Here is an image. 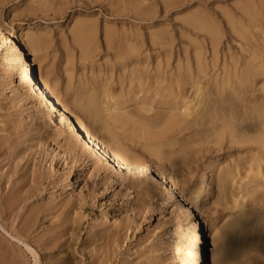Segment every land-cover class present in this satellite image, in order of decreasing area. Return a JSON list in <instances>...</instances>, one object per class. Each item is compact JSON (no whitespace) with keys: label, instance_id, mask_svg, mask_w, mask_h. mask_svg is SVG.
Here are the masks:
<instances>
[{"label":"rangeland","instance_id":"374dc122","mask_svg":"<svg viewBox=\"0 0 264 264\" xmlns=\"http://www.w3.org/2000/svg\"><path fill=\"white\" fill-rule=\"evenodd\" d=\"M247 1L254 6L250 3V8H247ZM0 27L10 31L20 29L17 34L24 43L27 35L41 38L44 47L40 54L45 58L42 66L50 72L51 82L47 84L50 91L75 116L80 117L94 135L97 133L96 137L102 143L111 148L114 145L107 136L109 128L119 137L128 157H137L148 164L155 174L154 178L140 176L132 188L126 187L127 180L124 185L115 182L106 184L94 172V167L89 164L91 162L88 165L68 159L64 140L56 137L51 129H48L46 141L42 142L39 137L44 131L41 127L44 120L41 107L23 94L18 67L13 70L12 76H8L4 55L11 44V37L8 36L5 41L0 39V179L3 180L0 182L4 188L3 191L0 189V199L14 197L9 188L18 175L15 176L11 170L21 173V168L26 165L29 175L33 174V170L40 171L39 176H42H37L41 179L38 182L40 185L29 184L30 187L34 185L32 189L37 191L32 192L33 196L25 204L33 203L34 208L31 205L32 208H27L23 203L22 211H18L21 216L13 213L16 210L9 212L5 206L0 209V251H10L6 253L9 255L0 252V264H35L37 258L36 264H94L95 260L98 264H168L170 256H173L174 264H197L195 224L193 219L184 216L185 198L197 204L205 218L210 219L212 227L225 234L228 252L232 248L230 252L236 251L239 248L236 243L245 239L260 236V240H264V232H255V229L264 226L259 220L249 221L251 223L248 222L246 229L239 226L238 218L242 210L234 203L238 196L235 195V199L231 196L232 192L234 195L242 190L241 195L248 190V198L251 194L253 199L264 189V178L256 173L255 167L260 145L258 139L261 132L264 133V115L257 117L252 109L255 100L258 102L264 97V92L257 89L259 84L253 85L261 81L264 73L257 77L260 80L243 85L239 84L240 77L232 73L234 68L242 70L250 62L257 64L264 59V0H0ZM213 35H216L214 41L211 39ZM262 63L258 65L264 66V61ZM163 73L172 78V82H161L158 75ZM229 74L232 76L228 82L226 76ZM197 76L200 79L196 80ZM224 77L226 80L218 85L225 87L224 93L220 94L215 83ZM191 79L198 81L195 85L202 86L207 101L196 113L190 114L191 107L189 115L183 113L184 117L181 116V109L184 110L182 102L189 103L195 92V86L193 89L190 87ZM170 82L175 91L183 89L178 90V95L174 94L173 101L179 102L176 106L166 103L167 99L171 100L169 94L172 93L164 87ZM105 83L111 85L112 93L118 99L117 111L112 112L118 116L113 119L109 115L112 113L105 112L107 120L104 119V123L108 127L106 125L100 131L101 123L97 124L98 127L101 125L99 129L93 127L89 116L76 105L90 102L92 95L97 94ZM168 114L176 118L179 124L176 129L179 131L172 139L165 142L159 140L162 142L159 146L155 132L157 134L165 128L170 118ZM222 119L230 122L228 128L236 130L234 137L228 131L217 133L219 129L224 130ZM213 125L218 126L217 132L211 130ZM148 135L154 136L155 140ZM240 139L245 142L239 144L237 140ZM21 145H26L27 149ZM32 145H39L34 147L33 153ZM28 156H31L30 159ZM213 164L216 168L209 182L207 199L200 200L195 190ZM245 167L252 170H244ZM159 171H163L173 184V198L167 195V189L160 183ZM252 171L258 179L256 176L249 179ZM6 172H10V176ZM244 173L248 175L244 176ZM7 176L13 178L8 181ZM68 176L73 180L74 188L56 198L58 187L67 183ZM133 176L123 175L129 179L135 178ZM117 179L121 180L120 177ZM145 181L155 184L146 185ZM258 181L262 182L263 185L259 184L263 189ZM28 187V191L18 196L29 197L32 190ZM61 200L63 202L60 203ZM249 201L253 202L252 205L256 204L253 200ZM250 203L246 206H252ZM34 209H37L36 213ZM32 217H36L33 218L36 223L31 220ZM256 217L263 216L258 214ZM22 220L25 222L20 223ZM72 224H76L78 230ZM24 225H29L27 228L30 231H25ZM58 233H63L64 237L59 236L58 240ZM216 239L214 248L217 250L218 235ZM5 243L10 250L5 248ZM26 244L35 250L37 258ZM256 244L254 241L253 245ZM91 245L94 252L89 248L93 247ZM105 255L109 256L107 260ZM251 264H264V260L256 259Z\"/></svg>","mask_w":264,"mask_h":264},{"label":"bare ground","instance_id":"6f19581e","mask_svg":"<svg viewBox=\"0 0 264 264\" xmlns=\"http://www.w3.org/2000/svg\"><path fill=\"white\" fill-rule=\"evenodd\" d=\"M249 2V3H248ZM254 6V4L251 2V1H247L245 5H247V8H250V5L251 4ZM28 27L31 28V25L28 24ZM261 28H263V25L260 26ZM21 30H13V31H10V30H7L3 27H0V39L5 41L8 39V36L11 37V44L10 46L8 47V50L6 52V54L4 55V59H5V63H4V67H7L6 71H7V74L8 76H12V72L13 70L16 69V67H18V69L20 70V73H21V81H22V84H23V87H24V92L23 94L26 95V97L30 98L31 101L35 102L36 104H38L40 107H41V113L43 114V117H44V120L42 121L41 123V127L42 129H44V131L42 132L41 131V134H40V138H41V141L44 140L46 141V136L48 135V129H51V131H54V134L56 135V137H61L66 146H67V150H64L66 155L68 154L69 158H72L71 161L73 160V162L75 163L76 162H80L82 161L83 163L86 162V164L89 163L92 167H94V172L102 177L106 184L108 182H110V185L111 183H119L121 185H124V181H128L127 184H126V187L127 188H132V186H134L136 184L137 181L140 180V176H150L151 178H154L155 174L153 173L151 167L146 164V163H143L141 162L137 157H131L129 158L128 157V154L126 153V149H124L122 143L119 141V137L110 132L109 131V128L106 130L107 131V136L109 138V140L111 141V143H113L114 145L111 147H109L107 144L105 143H102L96 133V135H94L93 131L90 129V127H88L86 125L85 122H83V120L78 117V116H75L69 109H68V106L62 102L58 97H56L51 91L50 89L47 87V84L50 85V80H49V75H50V72H49V69L48 68H44L42 66V63L44 62L45 58L43 55L40 54V52L43 50V40L41 38H37V37H34L33 35H27V39L25 40L26 43H24V41H22L21 37L17 34L19 33ZM216 35H213L211 37L212 41L216 40L215 38ZM211 41V40H210ZM261 45V44H260ZM263 47V46H262ZM259 48H261L259 46ZM254 56V55H253ZM256 56V55H255ZM254 56V57H255ZM262 57V56H260ZM255 59V58H254ZM248 60V59H247ZM257 61V60H256ZM262 61H264V59H261L259 61V63L255 64L253 62H248L249 64L244 68V69H240V68H234L232 73L234 74L235 77H240V80H239V84L240 85H243V84H248V82L250 81H258L260 80L259 78H257L260 74H263L264 73V69L262 65H258L260 63H262ZM263 64V63H262ZM39 65V66H38ZM36 66H38V69H36ZM244 66V65H243ZM199 71V70H198ZM231 73V74H232ZM231 74H229L228 76H226V79L229 81H231ZM199 76V75H198ZM196 77V80L197 78L199 77ZM158 78H160V81L161 82H165V81H171L170 78L167 77L166 74L163 73V75H158ZM262 78L263 75H262ZM261 78V81H259V83H253V85L256 84V86L258 85L259 87H257L258 91H260L261 93L264 92V80ZM200 79V78H199ZM225 77L223 79H221L220 81H217V83H215L218 87V85L220 84L219 82L223 83L225 80ZM173 80V79H172ZM194 81L193 79H191V84L192 86H190L192 89L194 88L195 86V92H193L194 94V97L192 96V100L190 101L189 99V103L192 104L195 100V104L192 106H190L189 103H186V102H182L183 103V108L184 110L181 109V112L182 114L186 113L185 115H189L190 113V108L192 107V113L190 114H193L198 112L199 108L207 101L205 100L206 98L204 97L205 96V92H204V89L202 88V86H200L199 84L195 85L196 83H198V81ZM172 82V81H171ZM170 82V84H167L164 89L166 90H169L170 93H172L171 95L169 94V97H171V100L167 99V104H172L174 106L178 105L179 102L177 101H173L174 99V94H176L177 92L179 93L180 90H183L182 88L179 90V89H176L177 91H175V87L174 85H172ZM216 82V80H215ZM176 84V83H175ZM178 85V83H177ZM176 85V86H177ZM173 86V87H172ZM179 86V85H178ZM215 86V85H214ZM168 88V89H167ZM174 88V89H173ZM253 88H255L253 86ZM215 89V88H214ZM224 89L225 87H222V86H219L218 87V92L220 94H223L224 93ZM179 90V91H178ZM254 90V89H253ZM175 91V93L173 92ZM255 91V90H254ZM168 93V92H167ZM177 93V95H178ZM182 92H180L181 94ZM192 93V91H191ZM264 94V93H263ZM176 99V98H175ZM208 99V98H207ZM255 100V98H253ZM258 99V98H257ZM118 99L114 97L113 93H112V90H111V85H108L107 83H105L104 85L101 86V88L99 89L98 93L97 94H94L92 95V98H91V101L88 102L87 104H77V108L83 112H85L89 118H90V122L92 123V126H96L95 128L99 129L100 126L101 128L99 129L100 131L101 130H104V126L106 127L107 124H105V120H107V118L105 119V117L107 115H105V112H108V113H112L113 111H117L116 108V105L118 104ZM257 100H255V102L252 104V109L254 111V113H256L257 117H260L262 115H264V97L260 100H258V102H256ZM172 105V108L174 107ZM194 107V108H193ZM170 108V107H169ZM193 109L195 111H193ZM172 110V109H171ZM189 111V112H188ZM179 112V114H180ZM207 113V112H206ZM181 115V116H184L186 117L185 115ZM201 114V113H200ZM113 119H115L118 114L116 113H112V114H109ZM169 120L167 121L166 123V126L165 128L156 134L155 132V139L156 140H163V142H165V140H168V139H172L175 137L176 135V132H178L179 130L176 129L178 128V125L177 122H176V118L172 117L173 115H170ZM191 116H194V115H191ZM196 116V115H195ZM213 116V115H212ZM193 118V117H192ZM210 118V117H209ZM49 120L50 122H48L47 120ZM105 119V120H104ZM182 119V118H180ZM183 120V119H182ZM184 120H188V119H185ZM183 120V121H184ZM211 120V119H210ZM119 121V120H118ZM121 121V120H120ZM181 121V120H180ZM217 121V120H216ZM262 121V120H261ZM214 122V121H213ZM51 123H53L54 125H52ZM99 127L97 124H100ZM125 123V122H124ZM183 123V122H182ZM186 123V122H184ZM214 124V123H213ZM73 126V128H72ZM221 126L224 127V130H221L219 128H217L218 126H212V131L214 132H217L218 129H219V132H217L218 134L222 133V131H228L231 135V137H234L235 136V132L236 130H233L231 128H228L230 127V122L227 121L226 119H222V124ZM108 127V125H107ZM195 128V127H194ZM200 128V127H199ZM183 128H181L182 130ZM186 129V128H185ZM33 134V132H32ZM153 135V134H152ZM152 135H148L149 137L152 136ZM195 135V134H194ZM185 136V135H184ZM260 136V135H259ZM51 137V136H50ZM154 136H152L153 138ZM230 137V138H231ZM2 138V137H1ZM150 137V139H152ZM183 138V136H182ZM181 138V139H182ZM198 138V137H197ZM252 138V137H251ZM32 139V138H31ZM49 139V138H48ZM154 139V138H153ZM154 139V140H155ZM199 139V138H198ZM40 140V139H39ZM58 140V139H57ZM185 140V139H184ZM182 139V141H184ZM188 140V139H187ZM248 140V139H247ZM250 140V139H249ZM260 141V145L258 146V157L255 158L257 159L256 163H257V171L256 173H258V175H260L262 178H264V133L261 132V137H259L258 139ZM6 141V140H5ZM25 141V140H24ZM171 141V140H170ZM28 142V141H27ZM31 142V141H30ZM29 142V143H30ZM34 142V141H32ZM31 142V143H32ZM43 142V141H42ZM172 142H174L172 140ZM237 142H239V144H243L245 142L244 139H240L239 141L237 140ZM26 143V142H25ZM36 143V141H35ZM48 143V142H47ZM41 144V143H40ZM39 144V145H40ZM44 144V143H43ZM167 144V143H166ZM18 145V144H17ZM36 145V144H35ZM37 148V146H35ZM157 145L161 146L162 145V142L159 141V143H157ZM164 145V143H163ZM8 146V145H7ZM26 146V145H25ZM23 147V145H21V147H23V149H27L26 147L29 146V144H27L26 147ZM42 146V145H40ZM115 146V148H113ZM166 146V145H165ZM1 147V145H0ZM33 147V145H32ZM33 147L32 148H29V149H32V153H33V150H35ZM7 148H10V147H7ZM11 149H12V146H11ZM10 149V150H11ZM22 149V150H23ZM28 149V151H29ZM48 149V148H47ZM46 149V150H47ZM66 149V148H65ZM1 150H2V147H1ZM0 150V151H1ZM7 149L5 148V151ZM16 150V149H14ZM45 150V151H46ZM4 151V150H3ZM37 151V150H36ZM55 151V150H54ZM9 152V151H8ZM27 152V151H26ZM35 152V151H34ZM50 152V151H49ZM53 152V151H52ZM28 153V152H27ZM56 153V152H55ZM61 153V152H60ZM59 153V155H60ZM15 153H13L14 155ZM24 154V153H23ZM29 154V153H28ZM54 154V153H53ZM52 154V155H53ZM58 154V153H57ZM6 155H8L6 153ZM17 155V154H15ZM30 155H31V150H30ZM34 155V154H32ZM4 156V155H3ZM23 156V155H22ZM21 156V158H22ZM25 156V154H24ZM51 156V155H50ZM55 156V155H53ZM63 156V155H62ZM1 157V156H0ZM8 157V156H7ZM26 157V156H25ZM23 157V158H25ZM31 157V156H30ZM30 157L28 156V159H30ZM2 158V157H1ZM6 158V156H5ZM13 158V157H12ZM19 158V157H18ZM20 158V159H21ZM51 158V157H50ZM65 158V157H63ZM4 159V157H3ZM15 159V158H14ZM33 159V158H32ZM53 159V158H52ZM253 159V158H252ZM251 159V160H252ZM19 160V159H18ZM66 160V159H65ZM254 160V159H253ZM4 161V160H3ZM7 161V159H6ZM27 161V160H26ZM52 161V160H50ZM10 162V161H9ZM255 162V161H254ZM1 163H4V162H1ZM70 163V162H69ZM72 163V162H71ZM72 163V164H74ZM81 163V162H80ZM10 164V163H9ZM24 164V163H23ZM30 164V163H29ZM88 164V165H89ZM19 165V164H17ZM31 165V164H30ZM51 165V164H50ZM7 166V165H6ZM5 167V166H4ZM11 167V165H10ZM10 167H8L10 169ZM19 167V166H17ZM36 167V166H35ZM12 168V167H11ZM216 166L215 164H213L209 169L208 171L206 172L205 176L202 178L201 182L199 183L197 189L195 190V195L197 198H199L200 200H205L207 199V196H208V188H209V185H210V179L214 173V170H215ZM1 169V168H0ZM19 169V168H18ZM34 169V168H33ZM38 169L35 168L34 170ZM21 173L18 171V170H15V171H10V172H15V176H17L16 178V181L14 180L13 183L11 184L10 188H9V192L10 194L14 195V197L10 198V200H2L0 199V209L2 206H5L7 207L8 211L11 210V211H14L13 213H15V215H19V210H21L20 208H22V204L26 203V201L33 196V193L34 191H37V190H33L34 189V185H32L30 187L29 184L31 183H38L39 180H41L40 178L42 176H39V172H36V171H32L33 174L29 175L30 174V170L28 168H26V165H24L22 168H21ZM244 170H247V171H251L252 169H249L247 167H245ZM3 171V170H2ZM255 171V170H253ZM253 171L251 173H253ZM10 172L7 173L9 176H10ZM263 172V173H262ZM5 173V172H4ZM38 173V174H37ZM249 174H251L250 172H248ZM255 172L252 174V176L249 178L251 179L253 176H256ZM13 174V173H12ZM41 174V173H40ZM125 174H131L133 177L135 178H125L123 177V175ZM245 174L247 173H244V176ZM139 175V176H137ZM227 175V174H226ZM248 175V174H247ZM12 176V175H11ZM14 176V177H15ZM40 177L38 179V177ZM67 176V175H66ZM65 176V177H66ZM115 176V177H114ZM159 177V180L161 181L160 183L161 184H164V187L167 189V195L170 197V198H173L174 196V188H173V184L171 183V181L168 179V177L165 175V173L163 171H159L158 175ZM6 177V176H5ZM8 177V176H7ZM117 177H120V179H117ZM261 177H259V180H261ZM9 178L8 177V181H9ZM13 177H11L10 179H12ZM254 178V177H253ZM255 178L258 179V177L256 176ZM46 179V178H45ZM48 179V177H47ZM46 179V181H47ZM65 179V178H64ZM1 181H3L2 179H0ZM66 180V179H65ZM253 180V179H252ZM264 180V179H263ZM262 180V181H263ZM67 183L62 187L63 184H61V186L58 187V194H57V197L56 198H59V195L61 196L63 194V192H66V191H69L71 189L74 188V183H73V180L70 179V176H68V179L66 180ZM237 181V179H236ZM251 181V180H250ZM256 181V179L254 180ZM16 182V183H15ZM48 182V181H47ZM51 182V181H50ZM245 182V181H244ZM249 182V181H248ZM46 183V182H45ZM55 183V182H54ZM58 183V182H57ZM55 183V184H57ZM62 183V182H61ZM146 185H150V186H154L155 183H150L149 181H145L144 182ZM252 183V182H251ZM262 182L258 181V185L261 187V185L259 184ZM264 183V181H263ZM39 184V183H38ZM43 184V183H42ZM41 184V185H42ZM109 184V183H108ZM236 184V183H235ZM29 185V187H28ZM40 185V184H39ZM47 185V184H46ZM59 185V183H58ZM105 185V184H104ZM5 186V188L7 187L5 184L3 185ZM34 186V187H33ZM44 186V185H43ZM48 186V185H47ZM107 186V185H106ZM105 186V187H106ZM235 186V185H234ZM28 188H31L30 190V193L29 194L30 196L28 197H21V196H18L19 194H21L22 192H24L26 189ZM104 187V186H103ZM148 187V186H147ZM33 188V189H32ZM36 188H38V185L36 186ZM35 188V189H36ZM40 188V187H39ZM54 188V187H53ZM236 188V187H235ZM250 188V187H249ZM264 188V186H263ZM261 187V189H263ZM0 189L3 191L4 188L2 187V184L0 182ZM107 189V188H106ZM240 189V188H239ZM238 189V190H239ZM259 189V191L261 190ZM29 190V189H28ZM26 190V191H28ZM44 190V189H43ZM108 190V189H107ZM106 190V191H107ZM264 190V189H263ZM261 190L258 195L255 197V198H251V194H250V198H248V195L250 192H246V194H241L240 195V191L239 192V195L237 193H235L233 195V192L231 194V196L234 198L238 196V198H234L233 201L234 203H236V207L237 205L239 206L238 209L241 208V214L238 218V223H239V226L240 227H243L246 229V226L248 224L249 221H255V220H259L261 223H264V191ZM45 191V190H44ZM263 191V193H261ZM33 192V193H32ZM56 192V191H55ZM243 192V191H242ZM1 193V192H0ZM27 193V192H26ZM29 193V192H28ZM248 193V195H247ZM261 193V194H260ZM24 194V193H22ZM36 194V193H35ZM34 194V196H36ZM26 196V194H25ZM66 197V196H65ZM253 197V196H252ZM5 198V196H4ZM56 198L55 200H52L53 202L56 201ZM61 198V197H60ZM7 199V198H6ZM248 199V202H246V200ZM65 200V199H64ZM249 200H253L254 203L256 204H253V202L250 203ZM51 201V202H52ZM66 201V200H65ZM28 202V201H27ZM63 202V200L60 201V203ZM184 202H185V205H186V208H185V211H184V216L186 218H190V219H193L194 220V224H195V231H196V240H195V243H194V247H195V257H196V260H197V264H251L254 260L256 259H263L264 260V240H260V236H256L254 237V239H245L241 242H237V246L239 247L237 249L236 247V251H232L230 252L231 250H227L226 248V245H227V242H226V239L227 237L225 236V234H222L221 232H218V229H215L212 227L211 223H210V219H206L205 216L202 214V212L200 211L199 207L197 206V204H192L193 202H191L189 200V198H185L184 199ZM69 203V202H68ZM247 203H250V205L252 206H246ZM33 204V203H32ZM30 204L31 206H34L35 205H32ZM59 204V203H58ZM27 206V204H25ZM29 208H32L30 207ZM48 205V204H47ZM67 205V203H66ZM27 206V208H28ZM43 206V205H42ZM59 206V205H58ZM57 206V207H58ZM64 206V211H65V204L62 205ZM61 206V208L63 209V207ZM71 206V205H70ZM246 206V207H245ZM46 207V206H45ZM54 207V205H53ZM53 207H49L51 209H53ZM60 207V206H59ZM68 207V206H66ZM249 208V209H246V208ZM36 208V207H35ZM39 208V206H38ZM37 208V209H38ZM43 208V207H42ZM147 208V207H146ZM145 208V209H146ZM26 209V207H25ZM36 209V210H37ZM23 210H24V207H23ZM28 210V209H27ZM33 210V209H32ZM35 210V209H34ZM36 210H35V213H36ZM40 210V209H38ZM2 211V210H1ZM7 211V210H6ZM4 211V212H6ZM9 211V212H11ZM22 211V210H21ZM20 211V212H21ZM29 211V210H28ZM27 211V212H28ZM31 211V209H30ZM41 211V210H40ZM47 211V210H46ZM48 211H50L48 209ZM54 211V210H53ZM61 211V210H60ZM24 212V211H23ZM22 212V213H23ZM26 212V211H25ZM141 212H144V210H141ZM31 213V212H30ZM34 213V212H33ZM47 213V212H46ZM50 213V212H49ZM62 213V212H61ZM25 214V213H24ZM39 213H37L38 215ZM51 214V213H50ZM66 214V213H65ZM261 215L263 217L261 218H257L255 219V216L256 215ZM14 215V214H13ZM61 215V214H60ZM68 215V214H66ZM12 216V214H11ZM21 216V215H19ZM30 216V215H29ZM36 216V214H35ZM65 216V215H64ZM24 217V216H23ZM40 217V216H39ZM43 217V216H42ZM61 217V216H60ZM69 216H67L68 218ZM8 218H9V215H8ZM19 218V217H18ZM34 217L31 218V220L34 222L33 220ZM36 218V217H35ZM34 218V219H35ZM44 218V217H43ZM54 218V216H53ZM57 218V217H56ZM65 218V217H64ZM7 219V218H6ZM29 219V218H28ZM42 219V218H41ZM58 219V218H57ZM60 219V218H59ZM5 220V219H4ZM27 220V219H26ZM63 220V218H62ZM65 220H67L65 218ZM13 221V220H12ZM19 221V220H18ZM23 221L25 222V220H22V222L20 223H23ZM30 221V220H29ZM14 222V221H13ZM65 222V221H64ZM67 222V221H66ZM70 222H71V218H70ZM30 223V222H29ZM36 223V221L34 222ZM69 223V222H68ZM75 223V222H73ZM251 222H249L250 224ZM8 224H10L8 222ZM27 224V223H26ZM61 224V223H59ZM71 224V223H69ZM19 225V224H18ZM23 225V224H22ZM31 225V224H30ZM40 225V224H39ZM73 225V224H72ZM71 225V226H72ZM76 226V230L77 229V225L74 224ZM73 225V227H75ZM263 225V224H262ZM1 226V225H0ZM33 226V225H32ZM58 226V225H57ZM63 226V225H62ZM70 226V225H69ZM237 226V225H236ZM251 226V225H250ZM8 227L11 228V226L9 225ZM17 227V226H16ZM23 228L25 227V231L29 230L28 228L30 227L29 225H24L22 226ZM28 227V228H27ZM257 227V226H256ZM19 228V227H18ZM32 228V227H31ZM30 228V229H31ZM55 228V227H54ZM57 228V227H56ZM61 228V227H60ZM258 228V227H257ZM20 229L22 230V228L20 227ZM37 229V228H36ZM51 229V228H50ZM49 229V231H50ZM63 229V228H62ZM70 229V228H69ZM75 228H72L71 230H73ZM255 227L253 228V231H254ZM24 230V229H23ZM52 230V229H51ZM56 229H54L53 231H55ZM60 230V229H59ZM58 230V232H59ZM100 230V229H99ZM104 230V229H103ZM241 230V229H240ZM244 230V229H243ZM248 230V229H247ZM24 231V232H25ZM30 231V230H29ZM75 231V230H73ZM80 231V230H79ZM106 231V230H105ZM245 231V230H244ZM251 231V230H250ZM14 232V230H13ZM19 232H21L19 230ZM60 232H62L60 230ZM59 232V233H60ZM66 232V230H65ZM70 232V231H69ZM78 232V231H76ZM242 232V231H241ZM252 232V231H251ZM255 232L256 233H263L264 232V226H262L261 228H258V229H255ZM16 233V232H15ZM27 233V232H25ZM43 233V232H42ZM49 233V232H47ZM58 233V234H59ZM104 233V232H103ZM243 233V232H242ZM245 233V232H244ZM249 233V232H248ZM24 234V233H23ZM54 234V233H52ZM51 234V235H52ZM56 234V233H55ZM58 240H59V236L61 237L63 235H58ZM65 234V233H64ZM72 234L69 233V235ZM74 234V233H73ZM79 234V233H78ZM95 236L96 233L94 232ZM247 234V233H246ZM264 234V233H263ZM50 235V234H48ZM47 235V236H48ZM50 235V236H51ZM68 235V236H69ZM75 235V234H74ZM93 235V233H92ZM218 235L219 237V249L217 247V250L214 248V244L216 243L215 241H217V239L215 240L216 236ZM227 235V234H226ZM255 235V234H254ZM17 236V234H16ZM18 236H20L18 234ZM65 236H67V234H65ZM90 236V235H89ZM88 236V237H89ZM94 236V237H95ZM100 236V235H99ZM42 237V236H41ZM64 237V236H62ZM73 237V235H72ZM75 237V236H74ZM93 237V236H92ZM102 237V236H101ZM23 238V237H22ZM49 238V236H48ZM103 238V237H102ZM107 238V237H106ZM248 238V237H247ZM251 238V237H249ZM262 238V237H261ZM19 239V238H18ZM25 239V238H23ZM44 240H46L45 238H43ZM50 239V238H49ZM62 239V238H61ZM60 239V241L62 242V240ZM90 238H88L89 240ZM109 239V238H108ZM29 240V239H28ZM48 240V239H47ZM87 240V241H88ZM92 239H90L91 241ZM107 240V239H106ZM25 241V240H24ZM36 241V239H35ZM39 241V240H38ZM50 241V240H49ZM53 242L55 240H52ZM66 241V239H65ZM99 241V240H98ZM97 241V242H98ZM256 241L257 244L256 246L253 245V242ZM20 242V241H19ZM48 242V241H46ZM89 242V241H88ZM88 242H86L88 244ZM94 242V240H93ZM104 242V241H103ZM103 242L101 244H103ZM11 243V242H10ZM9 243V244H10ZM34 243V241H33ZM51 243V241H50ZM54 243H57L56 241ZM52 243V244H54ZM67 243V242H66ZM91 243V242H90ZM89 243V244H90ZM25 244V243H23ZM44 244V241L42 242V246ZM68 244V243H67ZM88 244V245H89ZM92 244V243H91ZM96 244V242H95ZM100 244V246H101ZM1 245V244H0ZM6 245V243H5ZM4 245V246H5ZM62 245V244H61ZM60 245V246H61ZM94 245V243H93ZM91 245V246H93ZM98 245V244H97ZM105 245V242L104 244ZM233 245V244H232ZM258 245V246H257ZM3 246V245H2ZM3 246V249L9 248V250L11 249L10 247H5L4 248ZM25 246V245H24ZM50 246V245H49ZM58 246V245H57ZM65 245H63L64 247ZM67 246V245H66ZM83 246V245H82ZM87 246V245H86ZM85 246V247H86ZM216 246V245H215ZM236 246V245H235ZM234 246V247H235ZM241 246H243L244 248H240ZM26 247L28 248V250H30V253L32 252L34 254V258H35V255H36V252L34 249L31 248V246H29L28 244H26ZM46 248L48 247V244L45 246ZM44 247V248H45ZM233 247V246H232ZM26 248V249H27ZM42 248V247H41ZM83 248V247H82ZM91 250L94 249V246L93 247H89ZM96 249H98V247H95ZM104 248V247H103ZM0 249H2V247H0ZM64 249V248H63ZM88 249V248H87ZM101 250V247L99 248ZM235 249V248H234ZM43 250V248H42ZM86 250V249H84ZM100 250L98 253H100ZM90 251V250H89ZM88 251V252H89ZM93 251V250H92ZM98 251V250H96ZM105 251L107 252V250L105 249ZM103 251V252H105ZM1 252V251H0ZM4 252V251H3ZM10 252V251H8ZM7 251H5V253H2V254H6L8 253ZM94 252V251H93ZM105 252V253H106ZM97 253V254H98ZM90 254V253H89ZM102 254V252H101ZM6 255H9V254H6ZM45 255V254H44ZM92 255V254H90ZM100 255V254H99ZM98 255V256H99ZM4 256V255H2ZM1 256V257H2ZM15 256V254H14ZM97 256V255H95ZM104 256V255H102ZM107 256L106 257V260L107 258L109 257L108 255H105ZM5 257V256H4ZM3 257V258H4ZM11 257V256H9ZM8 257V258H9ZM38 256L36 255V258ZM7 258V257H6ZM51 258V257H50ZM53 258V256H52ZM92 258V257H91ZM101 258V257H99ZM5 259V258H4ZM47 259V258H46ZM104 259V257H103ZM15 260V259H14ZM38 260V258H37ZM35 259V264H36V261ZM67 260V259H66ZM101 260V259H100ZM109 260V259H108ZM2 261V260H1ZM94 261V260H93ZM91 260V262H93ZM260 261V260H259ZM6 263V261H4ZM95 262L97 263V261L95 260ZM94 262V264H95ZM101 263V261H99ZM3 263V262H2ZM10 264H12V262H8ZM17 263V262H16ZM50 263V262H48ZM47 263V264H48ZM51 263H52V259H51ZM61 263V262H60ZM65 263V262H64ZM104 262H102L101 264H103ZM174 258L173 256H170L169 259H168V264H174ZM7 264V263H6ZM14 264V262H13ZM18 264V263H17ZM63 264V263H62ZM98 264V263H97ZM106 264V263H105Z\"/></svg>","mask_w":264,"mask_h":264}]
</instances>
